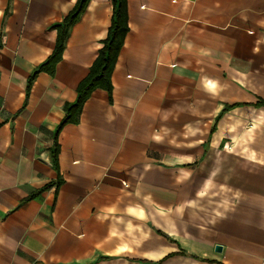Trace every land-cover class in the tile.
<instances>
[{
	"label": "crops",
	"instance_id": "obj_1",
	"mask_svg": "<svg viewBox=\"0 0 264 264\" xmlns=\"http://www.w3.org/2000/svg\"><path fill=\"white\" fill-rule=\"evenodd\" d=\"M76 1L0 0V264H264V0H128L112 98L65 124L57 170L113 1L26 87Z\"/></svg>",
	"mask_w": 264,
	"mask_h": 264
},
{
	"label": "trees",
	"instance_id": "obj_2",
	"mask_svg": "<svg viewBox=\"0 0 264 264\" xmlns=\"http://www.w3.org/2000/svg\"><path fill=\"white\" fill-rule=\"evenodd\" d=\"M113 15L112 22L108 30L107 37L103 40V45L92 62L87 75L80 80L77 85L76 99L65 104L66 114L61 120L53 133L52 156L53 164L59 170V133L65 124L69 122H78L85 101L91 96L92 92L97 88L106 89L110 98L113 93L112 74L115 69L119 54L125 42V37L130 29L129 26V9L128 0H112ZM89 0H77L73 8L60 21L52 24V27L57 30V38L53 51L42 61L31 73L27 81L26 98L29 97L33 81L40 71H47L54 74L57 63L63 57V52L66 46L67 37L71 26L77 21L81 13L86 9ZM62 183L59 178L58 186ZM51 186V183L40 188L30 196Z\"/></svg>",
	"mask_w": 264,
	"mask_h": 264
}]
</instances>
